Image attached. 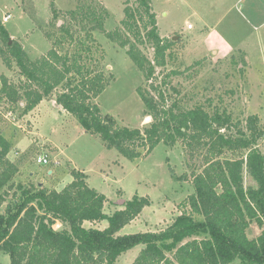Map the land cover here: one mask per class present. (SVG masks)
Returning a JSON list of instances; mask_svg holds the SVG:
<instances>
[{
  "label": "trees",
  "instance_id": "trees-1",
  "mask_svg": "<svg viewBox=\"0 0 264 264\" xmlns=\"http://www.w3.org/2000/svg\"><path fill=\"white\" fill-rule=\"evenodd\" d=\"M139 4L149 19L140 25L137 9L126 7L123 24L139 44L150 43L154 51L152 64L131 42L127 50L145 78L152 79L151 89L156 93L137 89L146 114L152 117L144 130L120 125L94 102L112 78L106 77L100 62L92 67L85 61L92 53V46L86 43V39L94 41L92 34L73 39L66 26L61 27L62 34L54 44L72 42V52L60 54L53 48L43 58L31 60L0 21V37L6 46L0 44V54L5 65L11 67L15 61L32 83L22 88L23 96L20 88L1 75L0 96L11 104L23 100V111L28 113L61 85L56 102L86 132L99 134L107 147L132 160L149 155L160 143L174 146L181 142L193 157H201L203 166L194 174L195 191L184 203L190 209L185 208L162 230L120 234L150 204L148 197L135 195L109 216L104 211L107 196L91 187L81 170L73 169V180L61 190L16 181L20 168L9 158L12 144L0 135V207L6 203L0 210V251L10 256L9 264H114L139 245L142 249L132 264H231L237 259L243 264H264V153L258 147L264 127L260 118L250 115L245 128L226 109L186 108L178 99L169 103L154 80L156 67L166 64L172 43L159 33L151 0H139ZM69 13L81 14L82 20L92 21L98 28L104 26V17L95 10ZM90 58L92 55L86 59ZM177 73H168L163 84ZM246 172L254 185H245ZM103 220H108L104 229L85 226ZM57 222L61 223L59 229L54 227ZM252 223L262 229L254 237L248 234Z\"/></svg>",
  "mask_w": 264,
  "mask_h": 264
},
{
  "label": "rangeland",
  "instance_id": "rangeland-1",
  "mask_svg": "<svg viewBox=\"0 0 264 264\" xmlns=\"http://www.w3.org/2000/svg\"><path fill=\"white\" fill-rule=\"evenodd\" d=\"M151 5L161 37L172 43L166 64L156 67L154 80L166 92L169 103L178 99L186 108L203 105L210 111L226 109L245 128L247 118L257 114L264 127V0H151ZM126 7L137 9L140 25L149 19L139 0H0V21L11 15L3 25L15 34L11 38L19 41L31 60L43 58L53 48L60 54L73 51L72 42L54 44L62 34L61 27H68L73 39L92 34L94 41L86 39L92 46L86 58H92L85 61L92 67L100 62L106 77L112 78L94 102L120 125L144 130L152 117L146 114L137 89L156 93L151 89L152 79L145 78L127 50L131 42L152 64L154 51L150 43L139 44L123 24ZM75 9L85 14L95 10L104 17L103 28L82 20L81 14L72 16L69 12ZM0 44L6 48L1 37ZM172 71L178 73L163 84ZM0 73L8 84L20 88L23 96L22 88L32 84L15 61L11 67L5 65L1 54ZM61 91L62 86H57L47 99L56 98ZM23 105V100L11 104L0 96V135L12 142L11 158L22 166L16 181L43 182L49 189L58 190L73 169H81L88 174L90 186L107 196L104 211L109 216L135 195L148 197L150 204L120 234L162 230L185 208L190 209L184 203L195 191L194 174L203 166L201 157H193L181 142L174 146L160 143L149 155L132 160L107 147L99 134L86 132L72 114L47 112L40 130L58 145V152H53L49 142L32 132L35 114L24 113ZM54 109L51 112H58ZM258 147L264 153V137ZM45 154L50 163L39 164L37 156ZM226 156L232 157L230 153ZM254 184L246 172L245 185ZM85 226L104 229L108 220L86 222ZM54 227L59 229L61 223ZM261 231L252 223L248 234L254 237ZM141 249L139 245L127 251L114 264H132ZM9 263L10 256L0 251V264ZM231 264L243 263L237 259Z\"/></svg>",
  "mask_w": 264,
  "mask_h": 264
},
{
  "label": "crops",
  "instance_id": "crops-1",
  "mask_svg": "<svg viewBox=\"0 0 264 264\" xmlns=\"http://www.w3.org/2000/svg\"><path fill=\"white\" fill-rule=\"evenodd\" d=\"M6 22H8V21H4L3 20V23H6ZM10 35H11V37H14L15 36V34H13V33H9ZM253 65V64H252ZM252 65H250V67H249V69H251L252 68ZM250 71V70H249ZM3 74V73H2ZM0 75H1V73H0ZM55 108L54 110H58V112H51V110H52V108ZM47 112H50V113H53V114H56V116H57V113H64L65 115H67L68 117H72V115H71V113H69L68 111H66L60 104H58L57 102H56V99H55V97L54 98H52V99H43L38 105H37V107H35L30 113H29V115H31V114H35V119H34V123H35V126H34V131H32V132H34V133H38L37 135H38V137H43L44 138V140L46 141L45 143H47V142H49L50 143V145H51V148L50 149H54V151L53 152H58V150H56V149H58V145L57 144H55L54 142H51L50 141V139H48V137L47 136H45L43 133H42V131L40 130V126H41V119L43 118L42 116L44 115V114H46ZM8 139V138H7ZM10 141V140H9ZM11 142V141H10ZM11 144H12V142H11ZM16 142L13 144V147H15L16 146ZM12 150V149H11ZM57 155H58V153H57ZM9 158L12 160V161H14V162H16L14 159H12L11 158V151H10V153H9ZM19 166H21V165H19ZM21 168H22V166H21ZM79 170H81V169H79ZM84 172V171H83ZM87 174V173H86ZM87 176H88V174H87ZM73 180V176H72V174H70V176H69V178H68V180H67V182L60 188V189H58V190H61L66 184H68L69 182H71ZM39 183H43V182H39ZM90 185V184H89ZM257 235H259V234H257ZM256 235V236H257Z\"/></svg>",
  "mask_w": 264,
  "mask_h": 264
},
{
  "label": "built area",
  "instance_id": "built-area-1",
  "mask_svg": "<svg viewBox=\"0 0 264 264\" xmlns=\"http://www.w3.org/2000/svg\"><path fill=\"white\" fill-rule=\"evenodd\" d=\"M10 17H11L10 14L5 15V16H4V21H8V20L10 19ZM190 27H191V26H190ZM37 162H38L39 164H48V163H50V160H49L47 154H45V155H38V156H37Z\"/></svg>",
  "mask_w": 264,
  "mask_h": 264
},
{
  "label": "water",
  "instance_id": "water-1",
  "mask_svg": "<svg viewBox=\"0 0 264 264\" xmlns=\"http://www.w3.org/2000/svg\"><path fill=\"white\" fill-rule=\"evenodd\" d=\"M42 183H40V185H41Z\"/></svg>",
  "mask_w": 264,
  "mask_h": 264
}]
</instances>
